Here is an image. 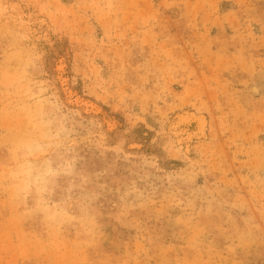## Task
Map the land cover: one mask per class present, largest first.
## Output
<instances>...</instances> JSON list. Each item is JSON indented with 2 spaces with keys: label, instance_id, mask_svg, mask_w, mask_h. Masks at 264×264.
<instances>
[{
  "label": "rangeland",
  "instance_id": "374dc122",
  "mask_svg": "<svg viewBox=\"0 0 264 264\" xmlns=\"http://www.w3.org/2000/svg\"><path fill=\"white\" fill-rule=\"evenodd\" d=\"M0 264H264V0H0Z\"/></svg>",
  "mask_w": 264,
  "mask_h": 264
},
{
  "label": "bare ground",
  "instance_id": "6f19581e",
  "mask_svg": "<svg viewBox=\"0 0 264 264\" xmlns=\"http://www.w3.org/2000/svg\"><path fill=\"white\" fill-rule=\"evenodd\" d=\"M97 109V108H96ZM181 118V117H180Z\"/></svg>",
  "mask_w": 264,
  "mask_h": 264
}]
</instances>
